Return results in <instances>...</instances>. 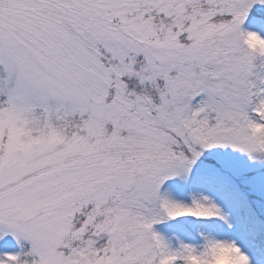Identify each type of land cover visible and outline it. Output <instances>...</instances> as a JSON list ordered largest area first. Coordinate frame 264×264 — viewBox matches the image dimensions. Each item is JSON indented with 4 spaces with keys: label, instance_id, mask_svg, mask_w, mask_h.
Segmentation results:
<instances>
[{
    "label": "snow or ice",
    "instance_id": "6c2138e0",
    "mask_svg": "<svg viewBox=\"0 0 264 264\" xmlns=\"http://www.w3.org/2000/svg\"><path fill=\"white\" fill-rule=\"evenodd\" d=\"M237 209L264 212V0H0V264H251Z\"/></svg>",
    "mask_w": 264,
    "mask_h": 264
},
{
    "label": "rangeland",
    "instance_id": "374dc122",
    "mask_svg": "<svg viewBox=\"0 0 264 264\" xmlns=\"http://www.w3.org/2000/svg\"><path fill=\"white\" fill-rule=\"evenodd\" d=\"M243 209H237L234 212V215L237 218V230L232 233L233 235L238 237L239 243L243 246V251H245L250 259L251 264H264V258L256 256V252H262L263 246L256 247L253 250L250 249V245L253 243L251 242L247 237L246 233L248 230L246 229V216L243 213ZM177 220H182L180 218H177ZM242 220V224H241ZM153 230L157 232L159 235L164 237V239L170 243L173 247H176L178 243L180 242H192L191 241V235L189 230L186 229L185 224L181 222H174V221H168L164 220L160 223L153 225ZM251 234L254 236L255 234H258V229L251 227ZM10 242V243H9ZM23 245V251H28L31 247L30 243L27 241H20L19 243H16L15 241L11 240V237L6 238V242L4 244L5 249L7 250H16L20 251V245ZM30 259V258H29Z\"/></svg>",
    "mask_w": 264,
    "mask_h": 264
},
{
    "label": "clouds",
    "instance_id": "9594fccd",
    "mask_svg": "<svg viewBox=\"0 0 264 264\" xmlns=\"http://www.w3.org/2000/svg\"><path fill=\"white\" fill-rule=\"evenodd\" d=\"M213 264H231V262L229 260L228 254L224 251H220L213 260Z\"/></svg>",
    "mask_w": 264,
    "mask_h": 264
}]
</instances>
